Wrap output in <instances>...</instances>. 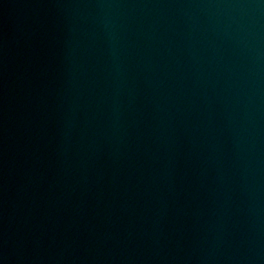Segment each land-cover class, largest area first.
Masks as SVG:
<instances>
[{
  "label": "water",
  "instance_id": "1",
  "mask_svg": "<svg viewBox=\"0 0 264 264\" xmlns=\"http://www.w3.org/2000/svg\"><path fill=\"white\" fill-rule=\"evenodd\" d=\"M0 264H264V0H0Z\"/></svg>",
  "mask_w": 264,
  "mask_h": 264
}]
</instances>
